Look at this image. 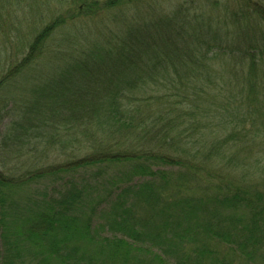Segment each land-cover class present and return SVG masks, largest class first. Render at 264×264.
Masks as SVG:
<instances>
[{
	"label": "trees",
	"instance_id": "16d2710c",
	"mask_svg": "<svg viewBox=\"0 0 264 264\" xmlns=\"http://www.w3.org/2000/svg\"><path fill=\"white\" fill-rule=\"evenodd\" d=\"M39 15L0 49V264H264V0Z\"/></svg>",
	"mask_w": 264,
	"mask_h": 264
},
{
	"label": "rangeland",
	"instance_id": "374dc122",
	"mask_svg": "<svg viewBox=\"0 0 264 264\" xmlns=\"http://www.w3.org/2000/svg\"><path fill=\"white\" fill-rule=\"evenodd\" d=\"M42 5L40 3V0H20V5L17 8L16 13L15 10H13L12 15L7 16L4 19V22H0V49L3 52L2 55L9 56L13 55L17 52L22 53L25 49V41H27L33 33L36 31L34 30L35 26V19L39 20V7L42 10V13H44L45 18L43 22H46L48 19H50L54 15L55 8L58 6V4L62 5L64 1L68 0H41ZM232 0H230V3ZM49 7V8H48ZM48 8V9H46ZM11 8L10 10H12ZM84 9V8H83ZM46 14V11H48ZM52 11V12H50ZM41 23V21H39ZM36 28V26H35ZM37 29V28H36ZM257 128L256 130L264 131L263 129V121L257 122ZM254 128L251 127V131H253ZM246 152V151H245ZM264 152V151H263ZM249 155H247L248 157ZM258 178H256V182H262L263 176L260 177L256 175Z\"/></svg>",
	"mask_w": 264,
	"mask_h": 264
}]
</instances>
